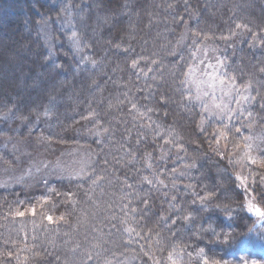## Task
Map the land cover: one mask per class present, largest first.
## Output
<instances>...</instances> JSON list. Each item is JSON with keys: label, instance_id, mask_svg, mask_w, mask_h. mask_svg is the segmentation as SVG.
<instances>
[{"label": "trees", "instance_id": "1", "mask_svg": "<svg viewBox=\"0 0 264 264\" xmlns=\"http://www.w3.org/2000/svg\"><path fill=\"white\" fill-rule=\"evenodd\" d=\"M63 17L74 27L84 61L56 24ZM43 23L53 30L52 52L39 33ZM238 33L258 37L261 47L236 50L227 71L240 88L250 85L255 113L264 117V0H0V160L15 166L13 161L24 157L15 151L21 145L34 158L52 160L87 147L96 154V172L104 176L99 186L77 181L41 185L34 192L0 189V264H7L8 250L19 256V261L9 258L12 264L25 259L84 264L85 252L98 242L113 264L124 258L145 264L143 252L149 250L160 264H171L169 255L178 264H203L201 256L229 264H242L243 258L251 264L253 256L264 261V251L248 250L247 242H224L225 233L238 238L255 226L252 239L260 229L241 207L245 192L229 156L210 146L214 127L201 132L200 111L188 103L187 86L181 88L172 76L174 65L185 71L191 65L192 45H180L185 34L220 43ZM95 130L100 138H93ZM227 152L231 155L230 141ZM250 169L257 173L253 193L262 201L256 189L264 168ZM248 177L252 184L249 172ZM53 189L75 195L57 196ZM194 193L207 197L206 206L191 203ZM45 197L49 203L41 208L37 202ZM32 204L35 217L14 215ZM96 209L98 214H89ZM42 211L54 219L64 215L65 221L49 224ZM185 215L190 219L182 220ZM112 216L118 219L110 221ZM120 217L127 223L120 224ZM111 224L136 232L117 231ZM21 229L29 234L27 248Z\"/></svg>", "mask_w": 264, "mask_h": 264}, {"label": "rangeland", "instance_id": "2", "mask_svg": "<svg viewBox=\"0 0 264 264\" xmlns=\"http://www.w3.org/2000/svg\"><path fill=\"white\" fill-rule=\"evenodd\" d=\"M50 1L57 2L58 0ZM6 16L8 17V15ZM56 24L58 25L59 30L64 33V36H66L67 44L73 49L75 55H77V57H79L81 61H84V59H82L84 55L82 54L79 43H77L78 40L76 39L75 35H73L74 27L72 26L70 19H66V17L60 18L56 21ZM39 33L47 49L52 52L54 49V45H56V41L53 38L52 27L48 23H43L39 26ZM188 36L189 35L187 34L183 36L180 45L181 47H186L189 44L192 45V50L196 53V55L194 57H191L190 66L193 68V74L189 78L190 82L186 84L187 91L189 95L192 96V104L195 105L200 111L201 121H204L203 124L200 122V128L203 127L206 130L209 126H213L215 129L227 123V120H222L220 118V115L216 113L215 109H210V111L206 113L201 102L195 99V96L198 94V87L201 90L200 94H202V91L208 90L207 85L209 82V77L205 73L211 74L214 69L209 68L207 65L212 64L218 67L217 59L224 61L227 65V61L236 52V50L241 49L244 45H250L253 49H260L261 42L258 37H251L249 35H246L245 33H238V35L233 37L232 39L220 43L190 39ZM194 40L196 41L195 47L193 45ZM201 60H204L205 63L201 64ZM201 81H203L204 83H201ZM237 87L239 86L237 85ZM241 90L243 91V88H241ZM215 94L218 98L221 96L219 87H217ZM245 94L253 97L251 88L249 92ZM203 99L205 100V102L211 104V101L207 97H203ZM228 99H231V97H229ZM236 99H239V97H236ZM242 104L246 109L253 113L252 117H248L247 115H245L242 118V121L244 123H248L249 120L254 121L251 129H242V134L251 135L254 137L255 143L253 145V155L258 156L259 153L255 149L256 146L261 143V138H264V123H262V121H264V117H259V115L255 113L257 112L255 111V109L258 108L255 100L253 101L250 99L248 102H242ZM231 107L236 108L237 105L233 103ZM233 123H235L236 126H239L238 122L233 121ZM94 133H98V135H92L93 138H100V131L95 130ZM3 146L5 147V144ZM22 146L25 145L18 146L15 149L17 156H24L21 160L17 158L13 161V165L15 166L5 165L0 160L1 190L20 188L26 189L30 192H34L38 187L40 188L41 185L49 186L56 182H81L76 179V174L88 172L91 169L95 168L96 165V154H94L87 147L75 148L65 151L63 153H60V155H57L55 159L52 160V158H46L44 156L40 158H34L26 150L23 149L22 151ZM243 157L244 152L243 150H241L235 157V159L240 160L241 163L235 165L233 164V166L234 168H236L237 174L248 176L249 169L253 165H249L248 162L243 159ZM45 165H47V167H45ZM69 174H71L73 177L71 181L67 178ZM249 181H247L249 185L253 186ZM238 183L241 189L245 192L246 205V203L250 200V196L241 186V182L239 180ZM259 186L260 188L264 189V186ZM252 202L259 204L261 207H264V201H260L255 198L254 200H252ZM99 211L100 209H96L94 211L95 213L89 214H98ZM249 214L255 219L256 226L260 229V231L259 233L255 234L252 239L247 241V249L254 250L255 252H263L264 242H261L258 237L260 234L264 233V227H261V219L259 217H256L251 213ZM72 244L76 243L73 242ZM129 261H127V258H124L122 262L123 264H130ZM247 261L248 260H246V258H243L241 262H243L242 264H244V262ZM251 261V264H264V261L256 258V256H253V259H251Z\"/></svg>", "mask_w": 264, "mask_h": 264}, {"label": "snow or ice", "instance_id": "3", "mask_svg": "<svg viewBox=\"0 0 264 264\" xmlns=\"http://www.w3.org/2000/svg\"><path fill=\"white\" fill-rule=\"evenodd\" d=\"M237 28H246V25H236ZM251 31V29H248ZM235 33H233L234 35ZM75 35V33L73 34ZM222 39H228V37H221ZM198 39V37H197ZM78 43V42H77ZM193 45L195 47L196 41H193ZM173 56L176 55V52L173 50L171 53ZM191 56H195L196 53L192 52L190 54ZM183 59V57H181ZM93 63H95L93 61ZM155 63V61H153ZM201 64H204L205 61L201 60ZM138 64V61L133 60L132 61V68H136ZM217 66H214L212 64H208L207 66L209 68H213L214 71L211 74L205 73L209 77V82L207 85L208 90H204L201 93L200 88L198 87L197 92L198 94L195 96V99L197 101H200L201 104L203 105L204 111L207 113L210 111V109H215L216 113L220 115V118L222 120L226 119L227 123L223 124L220 127L215 128L210 135L212 136V140L209 142L210 146L213 144L216 146L215 151H217L218 154L220 155H226L229 156V163L239 164L241 163L240 160H236L235 157L238 155V153L243 150L244 152V157L243 159L248 162L249 165H256L259 168H264V138H261V143L256 146V151L259 153L258 156L253 155V145L255 143L254 137L251 135H243L242 134V129H251L253 126L254 121L249 120L248 123H244L242 121V118L247 115L248 117H252L253 113L246 109L242 102H248L250 99L255 100V97H250L249 95H246L245 93L249 92L250 90V85H245L243 88V91L241 88L237 87L236 85V77L232 76L228 73L227 67L224 61L217 59ZM203 71V70H202ZM261 71H264V68L261 69ZM193 74V68L189 65L187 67V71L184 70L183 66L180 65H174L173 66V71H172V76L174 78V82L177 83L181 88L188 84L190 82L189 78ZM201 83H204L201 81ZM217 87H219V90L221 92V96L218 98L215 94ZM183 94V93H182ZM203 97H207L210 101L211 104L205 102ZM231 97V99H228ZM236 97H239V99H236ZM188 103H191L192 101V96L189 95L187 97ZM236 104V108H232V104ZM262 108H264V105H261ZM133 108H135V104H133ZM44 115L47 116L48 112L45 111ZM87 119V118H85ZM233 121H236L239 123V126H236ZM201 123L203 124L204 121L202 120ZM264 123V121H262ZM201 132L205 131L203 127H201ZM107 131V129H105ZM94 135H98V133H94ZM222 140L225 142L222 144ZM231 142L232 144V152L231 155L228 154L227 149H228V142ZM180 147H183L182 145ZM104 164L107 165L108 161L105 159ZM47 167V165H45ZM149 167H151V164H149ZM191 167H195V164H192ZM102 171H107V168L102 169ZM249 173L252 177V185H255L257 182L255 180V176L257 173L252 172L251 169H249ZM183 175V173H182ZM70 181L72 180V175L69 174L67 177ZM76 179L79 181L83 182H89L92 186H99L100 183L104 180V176L97 173L95 168L91 169L88 172L85 173H77L76 174ZM237 179L241 182V186L244 188V190L249 194L250 200L246 203V205H242V209L246 207V210L248 213H251L255 215L256 217H259L261 219V227H264V207H261L257 203H253L252 200L255 199V194L253 193L252 186L249 185L247 182L249 177L248 176H243L240 174H237ZM144 180L147 181L148 184H152V180L148 179L147 177H144ZM163 183V181H161ZM259 185L264 186V174H260V179H259ZM175 187V185H173ZM78 188H82L83 184L79 183L77 184ZM130 188L131 185H128ZM189 190H192L191 186H188ZM52 191L55 192L53 189ZM256 192L260 195L261 200L264 201V189L262 188H257ZM57 196L63 195L65 197L75 195V193H72L71 191L65 192V193H60V192H55ZM196 196L195 199L191 201L192 204H200L202 206H206V196H200L199 193H194ZM210 195V193H209ZM91 198V197H89ZM175 199V197H173ZM75 202V201H74ZM16 203L22 204V201L17 200ZM38 204H40V207L43 208L45 204L49 203V198L45 197L43 200L38 201ZM143 203L145 206H147L148 202L147 200H144ZM54 207V205H53ZM123 210V209H122ZM150 210V209H149ZM229 215V219H232L231 216V209L226 210ZM27 213H30L31 216L35 217L37 215V207L36 204L30 205V207L25 208L24 210H17L15 211L14 215L17 217H24ZM41 218L43 220H47L49 224H56L59 221H65L64 215L59 216L58 218L54 219L53 215L50 214H45L43 211L40 213ZM7 218V217H5ZM118 218L116 216H112L110 218L111 220H117ZM190 216H182V220H189ZM119 223L120 224H126L127 221L123 218H119ZM172 223H175V221H172ZM112 228H116L117 231H127V232H136V229L134 228H117L116 224H111ZM23 232V229H21ZM97 231L102 233V229H97ZM171 231V230H170ZM213 235L217 237V239L220 238V234L215 231V229H212ZM255 232V226L252 228H249L247 232L239 236L238 238L231 237L230 233H225L224 234V242L228 243L229 239H235L237 244H244L245 242L249 241L251 239L250 234ZM139 235V232L136 233ZM67 235V234H66ZM150 238V237H148ZM29 239V234L27 232H23V236L21 238L22 242L25 243V246L27 248V241ZM31 239L35 240L36 236L33 234L31 236ZM258 239L261 242H264V233L260 234ZM131 241H129L130 243ZM10 241L5 239L3 241V244L7 248L9 245ZM13 246L15 245V242H11ZM231 246V244L229 245ZM77 248H79V245L76 246V248L71 249L73 253L77 251ZM25 249H21V251H24ZM106 249L103 248V244L98 242L95 245H93V251L90 252H85L84 254V264H88V262H91V264H113L112 259H108L104 256V252ZM201 253L204 252L203 249L199 250ZM113 257L115 256V252L112 253ZM6 259H7V264H12V259L9 258H15L17 261H19V256L18 253H16L13 250H8L5 253ZM143 256L147 257L148 260H151L153 264H160L158 260L155 259L154 255L151 253V251H145L143 252ZM57 260L59 257L56 258ZM148 260H145V264H148ZM168 260L171 261V264H178L176 260L172 258L171 255L168 256ZM200 260H202L203 264H229L227 260H211L206 256H201ZM19 264H27V260L25 259L24 261H20ZM246 264V262H244Z\"/></svg>", "mask_w": 264, "mask_h": 264}]
</instances>
